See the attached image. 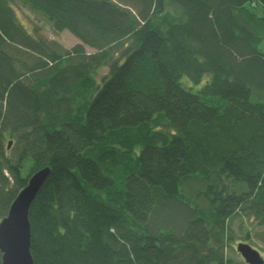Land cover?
Returning <instances> with one entry per match:
<instances>
[{
    "label": "trees",
    "instance_id": "obj_1",
    "mask_svg": "<svg viewBox=\"0 0 264 264\" xmlns=\"http://www.w3.org/2000/svg\"><path fill=\"white\" fill-rule=\"evenodd\" d=\"M44 166L34 264H246L217 247L264 225V0H0V222Z\"/></svg>",
    "mask_w": 264,
    "mask_h": 264
},
{
    "label": "water",
    "instance_id": "obj_2",
    "mask_svg": "<svg viewBox=\"0 0 264 264\" xmlns=\"http://www.w3.org/2000/svg\"><path fill=\"white\" fill-rule=\"evenodd\" d=\"M11 144L9 142V147ZM50 172V166L36 170L26 186L16 195L8 214L0 222L1 264H34L30 248L32 238L28 213ZM236 250L248 263L264 264L262 253L248 243L240 242Z\"/></svg>",
    "mask_w": 264,
    "mask_h": 264
},
{
    "label": "rangeland",
    "instance_id": "obj_3",
    "mask_svg": "<svg viewBox=\"0 0 264 264\" xmlns=\"http://www.w3.org/2000/svg\"><path fill=\"white\" fill-rule=\"evenodd\" d=\"M16 14L18 15L22 25H24L25 28L28 29L33 34H35V30H36L39 32L40 35L45 36L46 39L53 40L59 44H62L67 49H70L74 45L80 43V40L71 31L64 30V31L55 32L53 30L52 23L47 21L45 17L38 14L36 15V13L30 11L28 7H24L21 3H18L16 5ZM87 50L88 52H92V50L89 48ZM106 71H107V67L104 66V68L98 69L93 74H91L92 77L94 78V82L96 85L100 86L101 79ZM181 81H183L184 85L186 86L191 85V82L188 81L186 77H183ZM12 139H13L12 137L5 138L4 139L5 145L8 144V141H10L12 143L11 146H13L14 142H12ZM174 213L175 211L170 214H174ZM229 229L230 230L228 232L230 239L224 245V247L220 248L219 245L217 247L218 251L222 249L221 251L226 257L229 258L233 257L235 259L244 260L242 255L236 250V246L240 242H245L251 244L254 248L258 249L264 257V225L262 224L259 225L258 222L255 221L252 217L248 218L244 216L243 217L238 216L230 222Z\"/></svg>",
    "mask_w": 264,
    "mask_h": 264
},
{
    "label": "bare ground",
    "instance_id": "obj_4",
    "mask_svg": "<svg viewBox=\"0 0 264 264\" xmlns=\"http://www.w3.org/2000/svg\"><path fill=\"white\" fill-rule=\"evenodd\" d=\"M80 43H83L82 41L80 42ZM83 45H84V53H82V55H92L93 53H95V52H97V50L95 49V47H91V46H89V45H86L85 43H83ZM91 49L92 50V52H88V50L87 49ZM14 202V201H13ZM12 202V203H13ZM12 203H11V205H12ZM10 205V206H11ZM11 208V207H10ZM10 210V209H9ZM30 211H31V208H30V210H29V213H28V216L30 215ZM9 212V211H8ZM8 214V213H7ZM29 221H30V216H29ZM31 227V226H30ZM31 230H32V227H31ZM249 245H251V244H249ZM252 246V245H251ZM253 247V246H252ZM254 248V247H253ZM256 249V248H255ZM222 249H220V252H222L221 251ZM263 256V255H262ZM264 258V257H263ZM245 263L246 264H250V263H248L246 260H245Z\"/></svg>",
    "mask_w": 264,
    "mask_h": 264
}]
</instances>
